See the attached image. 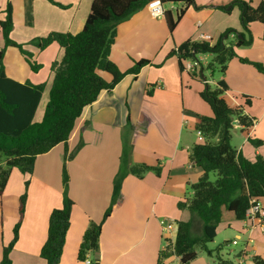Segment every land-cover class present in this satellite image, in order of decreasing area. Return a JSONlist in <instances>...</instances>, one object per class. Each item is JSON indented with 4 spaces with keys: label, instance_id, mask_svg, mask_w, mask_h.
Returning a JSON list of instances; mask_svg holds the SVG:
<instances>
[{
    "label": "crops",
    "instance_id": "obj_1",
    "mask_svg": "<svg viewBox=\"0 0 264 264\" xmlns=\"http://www.w3.org/2000/svg\"><path fill=\"white\" fill-rule=\"evenodd\" d=\"M53 1L65 8L48 0H0V21L7 3L12 7L11 39L26 44L24 48L32 52L34 60L42 65L38 72H32L19 51L8 47L3 58L5 72L9 78L21 83L28 80L33 84H44L36 109V112L41 109L42 115L53 79L50 65L62 58L63 49L53 44L39 51L28 42L49 32L78 33L92 3V0ZM194 1L197 6L206 7L199 10L189 8L172 33H169L163 17H153L147 7L117 26L109 59L121 71L128 70L139 60L149 63L136 76L125 75L110 92L102 91L93 104L84 108L75 123L66 146L68 154L72 155L66 163L67 194L75 205L59 264H82L77 255L78 247L89 222H100L110 204L113 180L120 170L125 141L132 145V164L158 167L160 174L147 172L142 179L132 175L125 177L122 202L102 226L98 264H156L162 233L164 238L169 236L163 231L160 220L189 219L188 211L179 210L177 203L191 197L190 185L202 175L201 170L189 161L191 147L200 140L198 133L196 140L190 138L189 128L194 129V114L211 116V110L206 103L199 102L200 89L193 88L191 78L184 77L176 60L166 59V56L187 40L200 41V35L208 36V41L214 43L228 29L240 30L239 14L231 6L225 12L213 7L230 4L233 0ZM256 4V0L251 1L252 6ZM163 10H166L164 6ZM249 29L253 35L252 45L236 48L235 52L240 58L264 65L262 26L252 23ZM233 37L231 34L228 39ZM3 47L0 32V50ZM42 73H45L44 78H41ZM106 76L108 78L101 77L109 82L110 77ZM220 79L229 89L224 95L229 106L239 105L238 96L252 98L246 113L254 118L253 127L241 132L235 125L233 130L239 131L243 140L232 146L247 159L252 160L258 155L264 157V76L253 66L234 58ZM185 102H197L196 109L187 110L186 114ZM183 118L191 121L189 125H182ZM248 137L263 140V144L254 147ZM61 145L39 155L32 174L23 175L11 170L0 199V260L3 246L12 239L13 227L18 220V199L24 191V182L28 181L18 240L10 253L11 264H45L39 252L46 239L48 217L63 202L61 170L65 147L63 149ZM257 204L264 209V199L258 200ZM240 223L236 237L244 234L246 240L241 249L245 252L237 256V264L256 263V259L264 261V231L256 223ZM148 230L149 240L145 245ZM170 235L173 238L175 233ZM144 254H149V263L144 262ZM174 260L179 262L178 258L171 257L165 263L173 261L176 264Z\"/></svg>",
    "mask_w": 264,
    "mask_h": 264
},
{
    "label": "trees",
    "instance_id": "obj_2",
    "mask_svg": "<svg viewBox=\"0 0 264 264\" xmlns=\"http://www.w3.org/2000/svg\"><path fill=\"white\" fill-rule=\"evenodd\" d=\"M48 1L65 8L53 0ZM251 1L233 0L230 4L213 6L222 12L230 6L238 8L239 31L228 29L214 43L187 40L170 50L166 59H176L179 71L183 73L184 61L196 62L203 71L197 56L211 55L213 60L206 65V69L212 70L217 66L223 76L229 61L238 58L239 62L253 66L264 76V65L240 58L235 52L236 48L252 45L253 35L249 29L252 23H259L262 26L264 40V0H256V6H252ZM149 2V0H92L84 25L78 33L49 32L46 36L28 42L39 51L53 44L63 49L62 58L50 65L53 79L39 123H34L33 118L44 84H33L28 80L21 83L9 78L3 64L5 49L16 48L32 72H38L42 65L34 60L32 52L24 48L26 44L11 39L13 20L10 3H7L3 12L4 17L0 21V32L4 40V47L0 50V199L12 169L16 168L24 175L32 174L35 159L39 155L49 152L59 144L65 147L61 170L63 202L60 208L53 209L49 214L46 239L39 252L45 264H59L70 225L71 210L75 205L67 194L69 177L66 163L72 158L66 148L67 141L84 108L93 104L102 91L110 92L125 75L136 76L140 69L149 63L147 60H139L128 70L121 71L109 59L117 26L145 8ZM160 2L163 6L182 5L176 11L175 17L169 10L163 12L162 17L169 33L173 32L189 8L199 10L206 7L195 5L194 0ZM231 34L234 37L229 40ZM98 71L107 74L110 81H105ZM195 72L196 69L189 75L194 77ZM228 90L224 80L219 79L213 88L205 84V89L199 93L202 101L209 106L211 116L196 115L194 131L198 133L200 140L191 147L189 161L192 166L201 170L202 175L197 182L190 185L191 197L183 198L177 203V208L187 210L190 218L187 221H175L173 244L159 250L156 264H165L171 257L178 258L179 264H189L201 251L211 255L207 245L216 237L217 225L244 221L248 209L256 205L258 200L264 199V157L258 155L252 160L247 159L231 145L233 121H237L241 132L253 127L254 118L246 113L252 104V98L247 95L238 96L239 105L231 107L224 99ZM247 140L254 147L263 144V140L251 137ZM131 151L132 145L125 141L120 156V170L113 180L110 204L102 220L90 221L82 236L77 252L81 261L88 254L93 256L97 254L103 223L122 202L121 189L125 177L132 175L142 179L147 172H153L157 176L160 174L158 167L132 164ZM212 174L215 175L214 180H211ZM27 187L28 181H25L24 193L19 197L18 220L13 227L11 241L2 248L0 264H11L10 253L18 240L25 211ZM217 260L218 264H232L220 257H217ZM256 264H264V261L256 259Z\"/></svg>",
    "mask_w": 264,
    "mask_h": 264
},
{
    "label": "rangeland",
    "instance_id": "obj_3",
    "mask_svg": "<svg viewBox=\"0 0 264 264\" xmlns=\"http://www.w3.org/2000/svg\"><path fill=\"white\" fill-rule=\"evenodd\" d=\"M164 7L166 8V10H169L172 13L173 17H175L176 9L179 10L182 7V5L181 4H165ZM233 11L236 14H239L238 8L233 7ZM184 26H186V25H184ZM188 27H190V26H188ZM239 29H240V23H239ZM172 59H174V58H172ZM197 59L200 61V63L203 66L202 76L204 77L205 81H203L202 76H200V73H199L200 68L198 66H196V72H195V76L194 77L189 75V74H192L194 72H187L185 70L183 72V75H184V77L191 78L190 82H191V85L193 86V88L194 89L199 88L200 92H202L205 89V84H207L210 88H213L215 83L220 79L221 74H220V71H219L217 66H214V68L212 70H207L206 69V65L208 63L212 62V60H213V57L211 55H199V56H197ZM187 61L193 62L191 60H187ZM187 61L183 62V66H184L185 62H187ZM176 63H177V61H176ZM98 74L100 76H102L103 78L104 77L108 78L106 76L107 74H105V73H103L101 71H98ZM44 77H45V73H42L41 74V78H44ZM45 93L46 92H44V94ZM199 93H198V96H199ZM199 102L200 103L203 102L202 99L200 98V96H199ZM196 103L197 102H185L184 110H186V114H187V110L193 111V110L196 109L195 108V106L197 105ZM202 104H204V103H202ZM39 112L35 113V117H34V120H33L34 123H39L42 120V114H41L42 111H41V109H40ZM193 116H194V119H195L196 118L195 114ZM189 122H191V121L186 119V118L185 119L183 118L182 125L185 126L187 123L189 125ZM189 131H190V134H191L190 138L196 140L197 139V135H196V132L194 131V129L193 128H191V129L189 128ZM189 131H187V132H189ZM184 133H185V129H184ZM231 136L233 137L231 145H233V144H235V145L241 144V142L243 140V136H240L239 131H237V130L235 131V130L232 129L231 130ZM61 146L64 149V145H61ZM15 172L17 173L19 171L15 168ZM20 174H22V173H20ZM61 178H62V174H61ZM214 179H215V175L212 174L211 175V180H214ZM23 193H24V191H23ZM18 205H19V199H18ZM189 218H190V215H189ZM168 221H170V220H168ZM240 226H241V223L238 222V221L229 222V224H226V223L218 224L217 225L216 237L214 238L213 242H211V243H209L207 245L208 249L211 250V255H208L206 252L201 251V252L198 253L197 257L193 261H191L189 264H218L217 257H220L223 260L230 261L232 264H237V252L243 248L245 240H246L245 239L246 236L244 234H240L241 235L240 238L236 237V234L238 232H240L239 231L240 230L239 229ZM159 233H160V230L157 227V235L158 236H159ZM164 237L165 236L162 233L161 245L163 246V248H164V246L166 244ZM148 240H149V230L146 233V237H145V240H144L143 244L146 245ZM233 241H235L236 244H234ZM161 245H159V248H157V249L160 250L161 249L160 247H162ZM88 256L90 258H93L92 254H88ZM143 259H144V262L149 263V261H150L149 254H144L143 255ZM174 262H176V264H179V262L176 261V260H174ZM165 264H173V261H167Z\"/></svg>",
    "mask_w": 264,
    "mask_h": 264
},
{
    "label": "built area",
    "instance_id": "obj_4",
    "mask_svg": "<svg viewBox=\"0 0 264 264\" xmlns=\"http://www.w3.org/2000/svg\"><path fill=\"white\" fill-rule=\"evenodd\" d=\"M146 7L153 17L159 18L163 16L164 10L160 0L150 1ZM199 37H200L199 38L200 41H208L209 39L208 36L206 35H200ZM196 66H197L196 62L187 61L184 64V70L187 72H194ZM263 217H264V209L256 202V205H253L250 209H248L244 222L249 224L256 223L264 231V223H262ZM160 224L162 226L163 231L169 234V236L165 238L166 244L164 248L166 246H171L173 244L174 237L172 238L170 234L173 232L175 233L176 225L173 221H168L166 219L160 220ZM248 241H251L250 238L248 239ZM233 243L236 244L235 241H233ZM243 252L245 251L239 250L237 252V255L239 254L240 256L242 255ZM93 263H94L93 258H90L88 255H86L85 259L82 261V264H93Z\"/></svg>",
    "mask_w": 264,
    "mask_h": 264
},
{
    "label": "water",
    "instance_id": "obj_5",
    "mask_svg": "<svg viewBox=\"0 0 264 264\" xmlns=\"http://www.w3.org/2000/svg\"><path fill=\"white\" fill-rule=\"evenodd\" d=\"M149 1H154V0H149ZM199 73L202 76V70H199ZM202 78H203V76H202ZM232 125L233 126L238 125L237 121H233ZM94 264H98V255L97 254H95V256H94ZM251 264H256V263L254 261H252Z\"/></svg>",
    "mask_w": 264,
    "mask_h": 264
}]
</instances>
